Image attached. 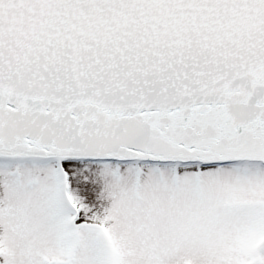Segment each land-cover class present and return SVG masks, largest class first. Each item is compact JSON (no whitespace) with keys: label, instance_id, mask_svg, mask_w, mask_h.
Here are the masks:
<instances>
[{"label":"snow or ice","instance_id":"obj_1","mask_svg":"<svg viewBox=\"0 0 264 264\" xmlns=\"http://www.w3.org/2000/svg\"><path fill=\"white\" fill-rule=\"evenodd\" d=\"M0 264H264V0H0Z\"/></svg>","mask_w":264,"mask_h":264}]
</instances>
